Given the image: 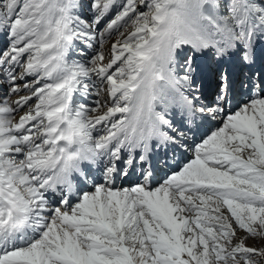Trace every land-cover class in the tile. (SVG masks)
Here are the masks:
<instances>
[{"label":"snow or ice","instance_id":"1","mask_svg":"<svg viewBox=\"0 0 264 264\" xmlns=\"http://www.w3.org/2000/svg\"><path fill=\"white\" fill-rule=\"evenodd\" d=\"M0 264H264V0H0Z\"/></svg>","mask_w":264,"mask_h":264}]
</instances>
